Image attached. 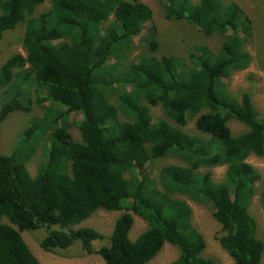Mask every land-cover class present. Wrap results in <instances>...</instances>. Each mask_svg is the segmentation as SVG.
<instances>
[{
  "label": "trees",
  "instance_id": "trees-1",
  "mask_svg": "<svg viewBox=\"0 0 264 264\" xmlns=\"http://www.w3.org/2000/svg\"><path fill=\"white\" fill-rule=\"evenodd\" d=\"M45 1L0 0V42L23 23L25 54L0 65V92L8 96L0 124L14 111H31V89L43 109L9 153H0V264H38L21 235L39 230L44 252L79 244L104 264H146L166 243L178 251L172 264H216L202 255L206 244L192 209L177 196L212 206L221 226L215 239L234 264H261L264 244L248 211L261 175L247 159L264 155V119L249 93L235 99L222 82L250 65L251 20L223 0H158L166 20L218 36L219 49L198 46L181 64L149 54L121 67L133 38L152 21L146 4L50 0L38 13ZM152 30L151 52L157 48ZM157 106L176 128L194 119L199 135L155 121L150 110ZM70 115L78 117L79 141L68 131ZM230 120L247 131L233 135ZM42 144V162L31 176L27 165ZM165 157L183 165H163L151 175L150 163ZM217 166L226 167L222 182L199 171ZM259 192L264 204V180ZM99 209L125 211L108 237L76 228ZM133 215L147 224L135 240Z\"/></svg>",
  "mask_w": 264,
  "mask_h": 264
},
{
  "label": "rangeland",
  "instance_id": "rangeland-1",
  "mask_svg": "<svg viewBox=\"0 0 264 264\" xmlns=\"http://www.w3.org/2000/svg\"><path fill=\"white\" fill-rule=\"evenodd\" d=\"M152 10L151 23H145L142 33L133 38L131 48L126 52L125 59L122 61L121 67L129 62H134L145 55L173 56L180 64L181 60L187 61L188 53L201 45L209 47L211 50L217 51L220 46V38L218 36L205 37L194 26L183 23L166 20L162 4L158 0H140ZM197 3L198 0H191ZM225 3L236 5L243 15L251 20L252 30L250 37L245 42V49L251 56V62L248 68L233 73L230 77L222 79L224 88L228 94L235 99H239L241 94L249 93L252 103L257 111V116L264 119V4L262 0H223ZM50 7V0H46L38 6L37 12H43ZM154 27V28H153ZM154 30V38L157 42V48L151 52L149 49L150 30ZM152 30V32H153ZM24 33L23 23H20L12 31H6L0 42V65L10 56L15 54H24L22 48V37ZM183 58V59H179ZM114 62L110 58L108 64ZM183 65V64H182ZM36 92L30 90L31 111L29 113L14 111L9 114L0 124V153H9L12 148L24 135V129L31 124V121L43 114V109L36 102ZM8 99L7 94L0 92V107ZM151 113L155 121L163 120L165 117L160 106L151 107ZM77 119L71 115L67 119L69 125V133L75 141L80 140V134L74 122ZM168 122V121H167ZM194 119H188L186 126L176 128L171 122L168 126L172 129H178L191 135H199L195 128ZM171 125H170V124ZM233 135H239L247 131V127L236 120L228 122ZM42 144L36 151L28 163V171L31 176H35L42 162L41 148ZM247 162L253 166L261 175V180L257 184L258 191L254 195L249 205L248 211L256 220L257 229L256 237L264 244V204L260 198L259 190L262 188L264 180V155H251ZM163 165H183L172 157L158 158L150 163L147 170L151 175H156ZM225 166L201 168V173L208 172L213 182H222L225 175ZM184 200L192 209V224L195 229L203 236L206 247L202 253L204 257L210 258L216 264H234L231 257L221 248L215 239L219 234L221 226L213 216V208L210 204H199L186 196H177ZM125 211H107L103 209L97 210L90 218L82 222L76 228L92 227L99 233L108 237L113 229L116 219ZM133 225L129 233V237L135 240L141 233L147 229V224L141 218L133 215ZM5 222V221H3ZM24 243L29 251L38 261V264H104L102 258L98 255H87L80 250L79 244H74L71 248L53 254L44 252L39 246V240L44 237V232L34 231V233H24L21 235ZM100 242L94 243L95 247L100 246ZM178 256L177 249L166 243L159 254L146 264H172ZM261 264H264V251Z\"/></svg>",
  "mask_w": 264,
  "mask_h": 264
}]
</instances>
